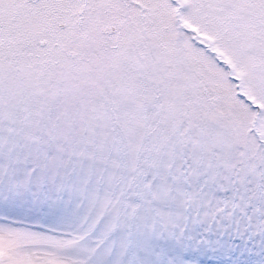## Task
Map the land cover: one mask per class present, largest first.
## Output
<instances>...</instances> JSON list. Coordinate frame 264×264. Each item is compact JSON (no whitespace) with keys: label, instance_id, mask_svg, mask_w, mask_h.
Masks as SVG:
<instances>
[{"label":"snow or ice","instance_id":"obj_1","mask_svg":"<svg viewBox=\"0 0 264 264\" xmlns=\"http://www.w3.org/2000/svg\"><path fill=\"white\" fill-rule=\"evenodd\" d=\"M0 264H264V0H0Z\"/></svg>","mask_w":264,"mask_h":264}]
</instances>
